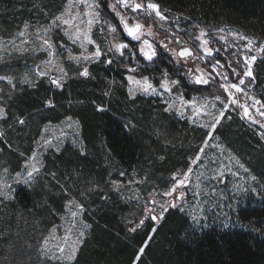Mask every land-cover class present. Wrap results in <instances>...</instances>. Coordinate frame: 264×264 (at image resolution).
Listing matches in <instances>:
<instances>
[{
	"label": "rangeland",
	"instance_id": "rangeland-1",
	"mask_svg": "<svg viewBox=\"0 0 264 264\" xmlns=\"http://www.w3.org/2000/svg\"><path fill=\"white\" fill-rule=\"evenodd\" d=\"M137 2L142 8L133 11L132 7L123 6L119 0H66L62 10L50 21H27L19 29L0 36V77L11 78V83L8 79H0V108H4L6 114L0 119V132L4 133L0 143L14 154L5 155L4 148L0 146V213L5 212V204L12 200L13 192L20 186L31 191L35 199L34 210H20L13 218V227H5L11 232L6 231L8 243L1 264H70L90 232L89 219L94 218L91 211L98 212V207L110 203L112 198L123 200L128 205L129 209L120 213L124 229L135 228L141 220L144 223L150 221L149 209L151 214L159 216L162 211L160 205L163 204L168 207L164 217L170 210L177 212L184 218L186 233L189 234L213 226H241L235 217V210L251 198H259L261 182L220 136L218 128L229 126L233 131H239L242 124L264 143L259 128L254 124H264V116L260 115L264 112L261 98L263 86L254 79L256 62L264 56L263 51L259 50L264 45L262 39L238 26L210 23L196 29L190 28V24L189 28L182 27L185 32L189 29L191 39L188 40L171 26L172 23L175 27L183 24L181 18L178 21L173 17L162 21L155 16L154 10L147 8L149 3H155L153 0ZM123 17H127L130 23L143 25L137 32V35L143 33L139 41L133 37L126 39L121 24ZM63 20H67L68 24H63ZM201 29H205L207 35L201 37ZM21 32L23 35H20ZM220 36L225 39L221 40ZM239 36L251 39L252 47H246L247 40ZM177 39L183 43L178 44ZM45 40L51 47L44 44ZM145 40L151 44V49L144 43ZM204 40L208 41L206 46L203 45ZM119 44L127 47L118 49L115 46ZM182 46L193 50L191 59L177 56ZM97 47L102 55L92 59ZM142 47L144 52H166L172 57V62L170 59L169 68L160 66L154 71L151 69L148 74L140 73L138 68H142V65H139V61L135 66L124 63L128 96L159 98L165 111L171 105L170 110L166 111L169 115L205 132L201 142L190 134L182 141L176 140L181 150L190 148L185 153L187 161L184 166L166 174H155L150 168H146L143 174L127 173L117 168L106 155L103 162L108 165V171L104 179L93 178L92 175L90 179L87 176L89 172L79 173L81 170L74 166L75 163H82L86 150L80 121L70 115L56 122H45L38 137L32 141L28 154L24 148L7 142L9 133H13L22 135L23 144H28L24 139L26 130H20L19 120L5 121L6 103L20 92V88L26 85L31 87L39 79H45L48 84H53V79H61L62 86L69 79L82 76L80 73L85 68L90 74L89 67L100 64L103 59L106 65L110 64L109 60L118 59L117 54L126 60L131 58L130 62L132 58L137 60L138 55L149 60L140 52ZM205 47L213 49L211 55L207 54ZM70 54L81 57L80 61L69 60ZM84 56L89 59L84 60ZM253 56L256 57L254 61L251 60ZM249 67L251 77L243 74ZM232 68L240 73L243 84L233 74ZM40 72L45 75L41 76ZM209 74L212 78H209ZM197 77L209 79V83L197 84L194 82ZM145 79L157 90L155 93L145 94ZM165 80L169 82L170 92L161 87ZM171 81L178 83L172 85ZM231 83L237 84L242 91L231 88ZM224 84L229 85L228 92L221 87ZM200 88L202 90L199 91ZM216 96L228 107L215 100ZM233 99L248 107L251 119L245 118L243 106L237 107L231 103ZM221 111L224 112L223 117H220ZM217 118L220 123L213 128ZM33 166L39 171L29 179L28 172ZM174 187L175 191H172ZM169 191H172V195H163ZM153 200L156 203H152ZM69 201L82 205V210ZM172 203L176 207H169ZM45 207H49V215L45 214ZM74 212L75 216L72 215ZM161 220L153 222L152 228ZM147 242L141 248H145ZM73 248L76 249L74 259L68 260ZM139 250L138 256L142 257L144 251L141 253Z\"/></svg>",
	"mask_w": 264,
	"mask_h": 264
},
{
	"label": "trees",
	"instance_id": "trees-1",
	"mask_svg": "<svg viewBox=\"0 0 264 264\" xmlns=\"http://www.w3.org/2000/svg\"><path fill=\"white\" fill-rule=\"evenodd\" d=\"M153 1L167 18L175 19L179 15L183 24L175 27L172 23L171 26L188 40L191 39L189 29L185 32L182 27L196 29L210 23H225L245 29L262 39L264 44V0ZM65 2L0 0V36L19 29L27 21H50L62 10ZM117 57L108 65L104 59L100 64L91 65L88 76H75L60 87L39 79L31 87L20 88V92L6 103L5 121L22 118L24 123L20 130H26L24 139L28 144H23L22 135L13 133H9L7 142L24 148L28 154L32 141L38 137L45 122H56L70 115L80 121L86 150L84 162L74 166L81 170L79 173L89 172L87 176L90 179L91 175L104 179L108 171V165L103 162L106 155L117 168L127 173L143 174L146 168H150L155 174H166L184 166L187 161L185 153L190 148L181 150L176 140L182 141L190 134L201 142L205 132L169 115L159 98H130L126 92V68L123 66L124 63L135 66L139 61L142 65L138 68L140 73L148 74L160 66L169 68L172 57L163 51L157 52L152 60L140 55L137 60L132 58V62L129 61L131 58L126 60L119 54ZM256 69L254 79L263 86L261 98L264 103V56L256 62ZM49 100L53 106H48L46 102ZM98 108L104 110L99 111ZM254 124L264 138V124ZM218 130L261 182L259 198H251L234 212L241 226H213L189 234L186 233L184 218L170 210L155 226V231L151 220L131 231L134 227L124 229L120 222V213L128 210V205L123 200L112 198L110 203L98 207V212L91 211L94 218L89 219L90 232L70 264H264V143L242 124L239 131H233L229 126ZM0 146L4 148L5 155H14L5 144L0 143ZM34 209V196L23 186L18 187L12 200L5 204V212L0 213V264L8 243L6 231L11 232L9 228L15 223V214L20 210ZM44 209V213L49 215V207ZM87 210L90 211L89 208ZM7 226L9 228L5 229ZM146 242L144 255L139 257L138 250Z\"/></svg>",
	"mask_w": 264,
	"mask_h": 264
},
{
	"label": "snow or ice",
	"instance_id": "snow-or-ice-1",
	"mask_svg": "<svg viewBox=\"0 0 264 264\" xmlns=\"http://www.w3.org/2000/svg\"><path fill=\"white\" fill-rule=\"evenodd\" d=\"M119 3H121V4H122L123 6H125V7H132L133 11H136V10L142 8V5H141V4L129 5V4L127 3V0H119ZM112 7L114 8L115 5H112ZM147 8H148V9H151V10H154V11H155V16H156V17H159L160 20L163 21V20H166V19H167V17H166L164 14H162V12L160 11V9H159V5H157V4H155V3H149V4L147 5ZM179 18H180V17H179V15H178V16L176 17V20L178 21ZM57 20H60V18H57ZM61 22H62L63 24H68V21H67V20H63V21H61ZM53 23L55 24L56 21H53ZM26 27H27V25H26ZM124 27H125V29L127 30L128 35H129V36H132L133 39H135V40H137V41H139V40L141 39V35H142L143 33H141V35H137L136 33H137L140 29L143 28V25H141V24H136V25H134L133 27H129V26L125 23ZM112 31H115V29H112ZM221 31H223V30H221ZM149 34H150V33H149ZM20 35H23V33L21 32ZM205 35H207V31H206L205 29H201V30H200V36L203 37V36H205ZM236 35H239V34H236ZM239 38H240V39H245V40H247V45H246V47H249V48L252 47V45H253V41H252L251 39H248L247 37H243V36H239ZM220 39H221V40H224L225 37H224V36H220ZM176 42H177V43H181V44L183 43V41H181V40H179V39H177ZM144 43L147 44L148 47L151 49L152 46H151V44H150L147 40H145ZM44 44H45V45H48L49 47H51V45H49L48 40H45V41H44ZM207 44H208V41H207V40H204V41H203V45L206 46ZM115 47L118 48V49H124V48L127 47V45H125V44H119V45H116ZM165 47H166V46H165ZM204 50L207 52L208 55H211V54H212V51H213V49H211V48H207V47H205ZM259 50H260V51H264V45H262L261 48H260ZM197 51H199V49H197ZM140 52H141L142 54H144V55L147 57V59H149V60H152V58L156 55L155 51L144 52L143 47L140 49ZM178 54H179V56H181V57L192 58V52H191V50H189V49H187V48L182 49ZM101 55H102V53H101L100 49L97 47V50H96V52L94 53L92 59L99 58ZM68 59H69V60H75L76 62H79L80 59H81V57H74V56H72V55L70 54L69 57H68ZM83 59H84V60H88L89 57H88V56H84ZM255 59H256L255 56L251 57V60L254 61ZM108 63H111V60H109ZM217 63H219V61H217ZM246 67H248V65H246ZM232 72H233L234 75L237 76L238 79H240V84H243V83H244V80H243L242 78H240V73L237 72L235 68H232ZM243 74L246 75V76L251 77V76H252V72H251V70H250V67H249V70L246 71V72H244ZM40 75L43 76V75H45V73H44V72H40ZM80 75H82V76H88L89 73H88L87 68H85V69L80 73ZM209 78H212V77H211V74H209ZM0 79H8L9 83H11V78H8V77H0ZM129 79H131V77H130ZM224 79L227 80L228 77L225 76ZM194 82L197 83V84H204V85H206V84L209 83V79H201V78L197 77V78L195 79ZM52 83H53L54 85H56L57 87H60V86H61V79H53V80H52ZM136 83L139 84L140 82H139V81H136ZM176 83H178V82H177V81H171V84H172V85H175ZM161 87H162L165 91H169V92L171 91V88L169 87V82H168L167 80H165L164 82H162ZM221 87L224 89L225 92H228V90H229V85H228V84L221 85ZM230 87L233 88V89H236L238 92H239V91H242V90L238 87V85L235 84V83H231V84H230ZM143 91L145 92V94H150V93H155L157 90H156L155 88H153L152 85L149 84V83L147 82V80L145 79V83H144ZM214 99L217 100V101H220L221 104L224 105L225 108L228 107V105L225 104L224 101L221 100V98H220L219 96L214 97ZM46 103L48 104V106H53L51 100L47 101ZM231 103H232L233 105L237 106V107H241V106H243L245 116H248V115H249L248 107H247L246 105H241L240 102H239L238 100H236V99H233V100L231 101ZM255 103H259V101H255ZM170 108H171V105L169 106V109H166V111H167V110H170ZM98 110H99V111H103L104 109H103V108H98ZM5 115H6V114H5V110H4V108H0V119H3V118L5 117ZM260 115H261V116H264V112H261ZM223 116H224V112L221 111V112H220V117H223ZM249 118L251 119V117H249ZM18 122L21 123V124L24 123L23 120H19ZM219 123H220V119L217 118V119H216V123L213 124L212 127L214 128V127L216 126V124H219ZM262 127H264V125H262ZM3 135H4V133H3V132H0V137H2ZM201 151H203V149H201ZM196 159L198 160V159H199V156H197ZM193 163H195V160L193 161ZM4 171L7 172V169H4ZM38 171H39V169L36 168L35 166H33V167H32V170L28 172V178L31 179L32 176H33V173L38 172ZM17 175H19V173H18ZM120 175L123 176L124 173L121 172ZM25 182H27V181H25ZM179 183L182 184L183 181H179ZM65 191H67V190H65ZM172 191H175V187L172 189ZM172 191L165 192L163 195H165V196H170V195H172ZM252 191L255 192V189H253ZM69 203H75V204H76V207L79 208V209H81V210H82V208H83L82 205H80L79 203H76L75 201H69ZM152 203H156V201L153 200ZM160 207H161L162 211L160 212L159 216L151 215V209L148 210V211H149V215H150L151 220L156 221L157 223L159 222V220L163 219V217H164V213L168 211V207H165L163 204H161ZM169 207H176V205H175L174 203H172V204L169 205ZM72 215L75 216L76 213L74 212V213H72ZM143 223H144V220H141V221H140V224L136 225V227L133 228V229H131V231H136V228H139L141 225H143ZM155 230H156V229L153 228V231H155ZM80 235H83V233H81ZM44 243L46 244V243H47V240H45ZM60 251L63 252V249H60ZM75 251H76V249L73 248V249H72V254L69 255V256L67 257L68 260H72V259H74ZM139 251L142 253V252L144 251V248H141Z\"/></svg>",
	"mask_w": 264,
	"mask_h": 264
},
{
	"label": "water",
	"instance_id": "water-1",
	"mask_svg": "<svg viewBox=\"0 0 264 264\" xmlns=\"http://www.w3.org/2000/svg\"><path fill=\"white\" fill-rule=\"evenodd\" d=\"M125 23H126L129 27H133L134 25L139 24V23H130L127 17H123V18L121 19V24H122V26H123V28H124V30H125V32H126V36H127V38H132V36H129V35H128V32H127V30H126L125 27H124ZM136 34H137V33H136ZM178 44L181 45V43H178ZM184 48H187V49L191 50V52H192V56H193V50H192L190 47H187V46H182V47L179 49L178 53H179L182 49H184ZM178 56H179V54H178ZM179 57H180L181 59H186V60L191 59V58H188V57H181V56H179ZM248 111H249V109H248ZM244 115H245V114H244ZM249 116H250V113H249L248 116H245V118L247 119V118H249ZM151 215H153V214H151ZM152 222H156V221H153V220H152Z\"/></svg>",
	"mask_w": 264,
	"mask_h": 264
},
{
	"label": "bare ground",
	"instance_id": "bare-ground-1",
	"mask_svg": "<svg viewBox=\"0 0 264 264\" xmlns=\"http://www.w3.org/2000/svg\"><path fill=\"white\" fill-rule=\"evenodd\" d=\"M130 5L138 4L137 0H127Z\"/></svg>",
	"mask_w": 264,
	"mask_h": 264
},
{
	"label": "flooded vegetation",
	"instance_id": "flooded-vegetation-1",
	"mask_svg": "<svg viewBox=\"0 0 264 264\" xmlns=\"http://www.w3.org/2000/svg\"><path fill=\"white\" fill-rule=\"evenodd\" d=\"M168 49V48H167ZM178 51H179V49H178ZM178 51H177V56H178ZM179 57V56H178ZM180 58V57H179Z\"/></svg>",
	"mask_w": 264,
	"mask_h": 264
}]
</instances>
